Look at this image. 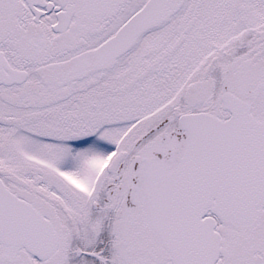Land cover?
<instances>
[{"label": "snow or ice", "instance_id": "1", "mask_svg": "<svg viewBox=\"0 0 264 264\" xmlns=\"http://www.w3.org/2000/svg\"><path fill=\"white\" fill-rule=\"evenodd\" d=\"M0 264H264V0H0Z\"/></svg>", "mask_w": 264, "mask_h": 264}]
</instances>
